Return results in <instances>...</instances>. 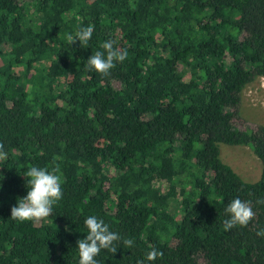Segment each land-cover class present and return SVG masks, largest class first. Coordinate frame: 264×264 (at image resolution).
I'll return each instance as SVG.
<instances>
[{
	"label": "trees",
	"instance_id": "1",
	"mask_svg": "<svg viewBox=\"0 0 264 264\" xmlns=\"http://www.w3.org/2000/svg\"><path fill=\"white\" fill-rule=\"evenodd\" d=\"M109 39L127 59L87 71ZM258 76L264 0H0V264H79L89 216L122 238L98 264H264V126L233 123ZM219 143L249 146L260 178L242 180ZM56 164L50 216L14 221L26 171ZM236 198L255 216L225 231ZM152 248L163 257L147 261Z\"/></svg>",
	"mask_w": 264,
	"mask_h": 264
},
{
	"label": "clouds",
	"instance_id": "2",
	"mask_svg": "<svg viewBox=\"0 0 264 264\" xmlns=\"http://www.w3.org/2000/svg\"><path fill=\"white\" fill-rule=\"evenodd\" d=\"M94 26L79 27L75 34L66 35L69 44L79 41L80 45H87L92 37ZM115 41L106 40L102 44L103 51H96L86 61V70L95 71L102 76H109L110 71L116 66V63L124 62L128 57L126 49L115 47ZM4 146L0 143V159H5L7 153L4 152ZM59 165H54L51 170L32 166L26 171L28 178L27 195L18 200L16 206L11 208V218L17 222L40 223L48 218L52 213L53 206L62 199V177L59 174ZM25 177V176H24ZM257 204H264V199L256 201ZM225 212L229 218L223 221V228L229 231L236 226L246 227L254 218L255 213L250 201H242L239 198L233 199L228 203ZM87 228V235L84 239L77 241L79 253V264H98L95 257L102 249L108 250L112 254L117 252V243L121 241L119 234L109 230V225L96 216H89L84 221ZM258 236H264V229L257 231ZM123 246L131 248L134 240L123 239ZM158 257H163V252L152 248L146 254L147 261H155ZM138 264H144V261H138Z\"/></svg>",
	"mask_w": 264,
	"mask_h": 264
},
{
	"label": "rangeland",
	"instance_id": "3",
	"mask_svg": "<svg viewBox=\"0 0 264 264\" xmlns=\"http://www.w3.org/2000/svg\"><path fill=\"white\" fill-rule=\"evenodd\" d=\"M234 125L241 130H255L264 126V78L256 77L241 92L239 109L233 119ZM219 157L246 182L260 178L262 163L247 145H228L219 143Z\"/></svg>",
	"mask_w": 264,
	"mask_h": 264
}]
</instances>
